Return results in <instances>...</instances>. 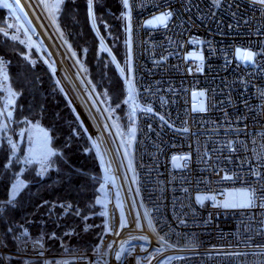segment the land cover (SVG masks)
I'll return each mask as SVG.
<instances>
[{"label":"built area","instance_id":"2783aa9c","mask_svg":"<svg viewBox=\"0 0 264 264\" xmlns=\"http://www.w3.org/2000/svg\"><path fill=\"white\" fill-rule=\"evenodd\" d=\"M127 7L139 197L165 245L151 264H264V0H127ZM162 13L166 25H147ZM12 23L0 31L13 33ZM239 49L254 52V61L238 60ZM197 91L203 110L193 101ZM16 114L0 93L5 142L25 172L42 176L50 165L25 158ZM238 189L252 191L253 205L224 208L228 192ZM44 204L83 218L70 202ZM12 206L0 199V264H111L114 231L96 251L55 254L50 236L18 222L16 247H7L2 219ZM52 239L65 247L62 237Z\"/></svg>","mask_w":264,"mask_h":264},{"label":"trees","instance_id":"16d2710c","mask_svg":"<svg viewBox=\"0 0 264 264\" xmlns=\"http://www.w3.org/2000/svg\"><path fill=\"white\" fill-rule=\"evenodd\" d=\"M6 15L7 10L1 8L0 24L5 21ZM94 17L99 31L129 78L127 0H95ZM58 23L64 38L80 56L98 95L102 100H107L108 95L110 104L116 108L128 131V88L112 58L100 47L91 24L88 0H66L63 16ZM2 59L6 61L9 81L16 93L14 127L19 139V129L27 122L41 121L50 131L52 145L59 153L52 161V169L44 177L38 176L35 168L24 173L28 184L2 219L7 247H16L14 226L21 222L27 224L33 234L49 235L50 251L55 254L62 251L73 254L79 249L95 251L101 239L96 223H103L104 218L99 216L101 207L98 203L103 171L93 143L71 111L51 69L35 49L29 51L25 44L0 32V61ZM2 139L0 199L8 200L9 188L21 171L22 164L4 137ZM102 141L106 144V140ZM20 142L25 153L21 139ZM46 201L70 202L73 210L81 208L82 216L89 217L93 228L84 231L80 218L73 214L61 216L60 209L47 214L46 209L39 207ZM53 235L63 238L66 242L64 248L52 239Z\"/></svg>","mask_w":264,"mask_h":264},{"label":"rangeland","instance_id":"374dc122","mask_svg":"<svg viewBox=\"0 0 264 264\" xmlns=\"http://www.w3.org/2000/svg\"><path fill=\"white\" fill-rule=\"evenodd\" d=\"M24 2L29 3L30 0H24ZM65 2L66 0H46L59 35L68 46V54L66 52L62 53L56 46L51 49L53 43L49 36L43 35L42 40H40L39 37L33 33L26 18L19 12L13 0H0V9L5 8L7 10L5 21L9 19L13 20V23L10 24L9 27L13 33L8 36L25 44L29 51L33 48L40 54L55 76L60 89L68 100L71 111L75 113L85 128L89 139L93 143L100 167L103 171L102 183L99 186L98 203L101 207L99 216L103 217L104 221L103 223H96V229H100L101 237L108 231H114L115 235L109 251L111 264H151L153 258L157 256L159 250L163 249L165 245L161 240H158L151 231L148 217L144 213L139 197V183L134 165L136 127L133 111L128 100L129 92L134 87L133 68L129 59L131 75L127 78L130 84V86H128V96L126 100L130 108L128 110L129 130L127 131L121 122L120 115L116 111V108L110 104L108 95L106 94L107 100H102L100 98L80 56L77 55V52H75L72 45H70L62 34V28L58 20L63 16ZM94 2L95 0H88L92 18L94 16ZM35 3L36 0H34V4ZM4 22L1 26H5ZM167 22L168 15L162 13L151 18L147 25L150 27H160L166 25ZM98 31L99 28L98 30L96 29V32L100 38L101 49L109 56V53H111L110 57L113 60V53L110 46L101 32ZM41 44H44L45 47L42 48L43 45L41 46ZM196 57L198 59H203L201 55H196ZM237 58L240 61L249 60L253 62L255 53L249 50L239 49ZM80 70L85 75L84 80H82L84 75H80ZM90 83L102 106L100 107L98 105L100 109L94 105L99 104V102L96 103L95 100H90V93L86 90ZM0 93L4 103L15 104L16 93L11 87L6 64H0ZM202 95H204L203 92L197 91L193 93L194 104L196 105L198 103L200 105L198 110H203L205 108V101L201 98ZM101 108L106 111H101ZM66 124L69 129L68 121ZM3 132V126L0 124V146L3 143ZM18 134L23 142L25 158L31 159L32 162L37 163L38 166L36 167H39L40 163L50 165V167H45L43 169L42 176L35 172L38 176L44 177L52 169V161L55 159V156L59 154L52 145L50 131L43 122L32 121L27 122V124L21 127ZM114 139H116V144L114 143ZM102 140H106V144ZM179 164L180 159L176 158L174 160V166L178 167ZM104 169L106 170V175ZM24 173L25 171L21 168V171L9 188L8 199L14 202L16 197L28 184L23 177ZM105 181L106 188L104 187ZM222 205L224 208L251 207L253 205L252 191L249 189L230 190L223 200ZM114 206L117 208L118 213ZM39 207L46 209L47 214L59 209L56 208L54 210V208L52 209L49 205H42V203ZM61 210L63 211V209ZM67 214L73 213H61V216ZM83 218H81V220L84 224V231H89L93 228L90 225L89 217L83 216ZM47 236L49 237V235Z\"/></svg>","mask_w":264,"mask_h":264},{"label":"bare ground","instance_id":"6f19581e","mask_svg":"<svg viewBox=\"0 0 264 264\" xmlns=\"http://www.w3.org/2000/svg\"><path fill=\"white\" fill-rule=\"evenodd\" d=\"M13 2L15 3L19 12L22 15H24V17L26 18L33 33H35L39 37L40 40H42L43 35L49 36L53 43V45L51 46V49H53L54 46H56L59 49V51H61L62 53L66 52L68 54V49H67L68 46L65 43V41L62 39V37L59 35V32L52 18V15L49 11L46 0H42V1L36 0L35 4H34V0H30L29 3H25L24 0H13ZM41 46L42 48L45 47L44 44H41ZM65 55H64V58H65ZM80 75L81 76L84 75L81 72V70H80ZM84 79H85V75L82 80ZM86 90H88L90 93V100H95L96 103L99 102V99L96 95L95 90H93L91 83L88 86V89ZM94 105H96L97 107L98 105L102 107L100 102L99 104H94ZM101 111H106V110L101 108ZM104 172L106 175L105 169H104ZM104 187L106 188V181L104 182Z\"/></svg>","mask_w":264,"mask_h":264},{"label":"water","instance_id":"95a60500","mask_svg":"<svg viewBox=\"0 0 264 264\" xmlns=\"http://www.w3.org/2000/svg\"><path fill=\"white\" fill-rule=\"evenodd\" d=\"M93 14H94V13H93ZM90 20H91V24H92V26H93V29H94L95 32H96V29L98 30V28H97V25H96V23H95V17L93 16V18H92V15H90ZM98 32H99V31H98ZM96 34H97L98 39H100L99 36H98V33H97V32H96ZM109 54H110V56H111V53H109ZM113 61H114V63L116 64V66H117V68H118L120 74H121L122 77L124 78V71L122 70L121 66H120L119 63L117 62V60H116V58L114 57V55H113ZM87 99H88V97H87ZM114 143L116 144V139H114Z\"/></svg>","mask_w":264,"mask_h":264}]
</instances>
